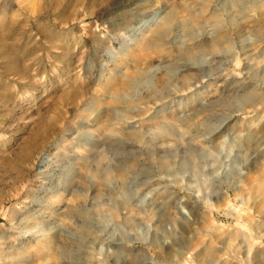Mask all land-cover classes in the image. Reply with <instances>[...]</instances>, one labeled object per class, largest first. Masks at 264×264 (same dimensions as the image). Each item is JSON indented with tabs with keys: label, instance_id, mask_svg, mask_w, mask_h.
Instances as JSON below:
<instances>
[{
	"label": "rangeland",
	"instance_id": "rangeland-1",
	"mask_svg": "<svg viewBox=\"0 0 264 264\" xmlns=\"http://www.w3.org/2000/svg\"><path fill=\"white\" fill-rule=\"evenodd\" d=\"M112 263L264 264V0H0V264Z\"/></svg>",
	"mask_w": 264,
	"mask_h": 264
},
{
	"label": "bare ground",
	"instance_id": "bare-ground-1",
	"mask_svg": "<svg viewBox=\"0 0 264 264\" xmlns=\"http://www.w3.org/2000/svg\"><path fill=\"white\" fill-rule=\"evenodd\" d=\"M236 211V210H235ZM238 212H240V211H238ZM239 216H244V214H243V212H240L239 213ZM119 260V259H118ZM121 260V259H120ZM116 263V262H115ZM113 264V263H112Z\"/></svg>",
	"mask_w": 264,
	"mask_h": 264
}]
</instances>
